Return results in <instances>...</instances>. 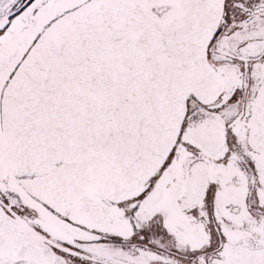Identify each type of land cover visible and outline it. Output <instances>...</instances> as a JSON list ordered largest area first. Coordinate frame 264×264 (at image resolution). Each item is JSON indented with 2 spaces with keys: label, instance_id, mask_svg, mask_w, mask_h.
Segmentation results:
<instances>
[{
  "label": "snow or ice",
  "instance_id": "6c2138e0",
  "mask_svg": "<svg viewBox=\"0 0 264 264\" xmlns=\"http://www.w3.org/2000/svg\"><path fill=\"white\" fill-rule=\"evenodd\" d=\"M0 264H264V0H0Z\"/></svg>",
  "mask_w": 264,
  "mask_h": 264
}]
</instances>
